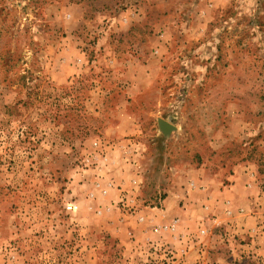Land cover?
I'll use <instances>...</instances> for the list:
<instances>
[{
    "label": "rangeland",
    "instance_id": "obj_1",
    "mask_svg": "<svg viewBox=\"0 0 264 264\" xmlns=\"http://www.w3.org/2000/svg\"><path fill=\"white\" fill-rule=\"evenodd\" d=\"M231 175L254 225L155 220ZM227 261L264 264V0H0V264Z\"/></svg>",
    "mask_w": 264,
    "mask_h": 264
},
{
    "label": "crops",
    "instance_id": "obj_2",
    "mask_svg": "<svg viewBox=\"0 0 264 264\" xmlns=\"http://www.w3.org/2000/svg\"><path fill=\"white\" fill-rule=\"evenodd\" d=\"M192 183L196 187V191H192L195 197L197 190H199L198 188L204 186V190H199V194H197V197L200 195V198L196 199L194 197L195 199L189 203H187L189 201L187 198L184 205L179 203L177 207H174V199L178 196L182 199L180 194L182 193L180 192L181 188L179 187L177 189L173 187L169 189V195L164 202L165 209L157 212L159 217L155 219L156 221L164 216L166 217V215H177L180 218L179 221L183 227L181 230L187 231L188 226H191V228L194 229L197 224L200 223L201 218L204 219L203 221H210V223H222L229 220H237L242 221L244 225L249 226L254 225L259 220L260 214L256 211L258 210L256 207L258 201L251 196L253 194V184L248 181L250 185H247V180L245 178L243 180H237L236 175H231L226 178V180L223 178H217L213 181L195 179ZM176 191L179 193L176 194ZM182 191L185 193V190ZM238 207H241L244 210L243 214L238 212ZM141 235L144 236L145 234ZM214 238H220V235L215 234ZM201 252L202 249L200 245H193L192 242L189 251L187 252L189 262H193L200 258L202 255ZM205 253L206 252L203 254ZM222 264L238 263L227 261L226 263L222 262Z\"/></svg>",
    "mask_w": 264,
    "mask_h": 264
},
{
    "label": "water",
    "instance_id": "obj_3",
    "mask_svg": "<svg viewBox=\"0 0 264 264\" xmlns=\"http://www.w3.org/2000/svg\"><path fill=\"white\" fill-rule=\"evenodd\" d=\"M160 127L167 133H170L175 129V126L173 124L164 119L160 120Z\"/></svg>",
    "mask_w": 264,
    "mask_h": 264
},
{
    "label": "built area",
    "instance_id": "obj_4",
    "mask_svg": "<svg viewBox=\"0 0 264 264\" xmlns=\"http://www.w3.org/2000/svg\"><path fill=\"white\" fill-rule=\"evenodd\" d=\"M68 208H69V209H72V208H73V206H72V205H69V206H68ZM185 252H186V251H185Z\"/></svg>",
    "mask_w": 264,
    "mask_h": 264
}]
</instances>
